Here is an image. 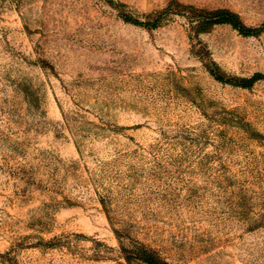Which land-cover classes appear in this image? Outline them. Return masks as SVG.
<instances>
[{"label": "rangeland", "instance_id": "rangeland-1", "mask_svg": "<svg viewBox=\"0 0 264 264\" xmlns=\"http://www.w3.org/2000/svg\"><path fill=\"white\" fill-rule=\"evenodd\" d=\"M111 1L0 0V264H264V0Z\"/></svg>", "mask_w": 264, "mask_h": 264}, {"label": "trees", "instance_id": "trees-1", "mask_svg": "<svg viewBox=\"0 0 264 264\" xmlns=\"http://www.w3.org/2000/svg\"><path fill=\"white\" fill-rule=\"evenodd\" d=\"M111 1V0H110ZM114 7H118L117 4L113 1L110 2ZM175 9L181 14H187L191 20L196 22V28L198 33L206 32L215 25L218 24H229L234 29L238 30L243 35H250L255 30L251 27H248L240 15L232 10L226 8H216V9H207V8H198L194 5H186L177 1H173L170 6L165 9V12L168 10ZM127 22H131L137 25H141L143 22L133 18L124 16ZM160 19V18H159ZM159 23H154L152 27H156ZM146 25V24H145ZM211 73L220 81H226L233 83L231 80H226V78L216 74L211 70ZM260 74H256L253 78H240L239 83L235 85L241 87H249L256 79H258ZM124 257L129 264H132L133 261H141L144 264H171L164 260L159 254L155 251L147 248L144 245H136L132 248L122 247Z\"/></svg>", "mask_w": 264, "mask_h": 264}]
</instances>
